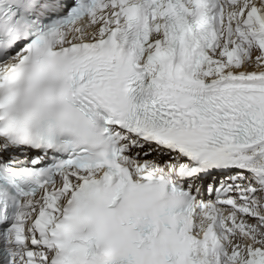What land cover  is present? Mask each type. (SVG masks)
I'll use <instances>...</instances> for the list:
<instances>
[{
    "label": "snow or ice",
    "instance_id": "1",
    "mask_svg": "<svg viewBox=\"0 0 264 264\" xmlns=\"http://www.w3.org/2000/svg\"><path fill=\"white\" fill-rule=\"evenodd\" d=\"M0 264H264V0H0Z\"/></svg>",
    "mask_w": 264,
    "mask_h": 264
}]
</instances>
